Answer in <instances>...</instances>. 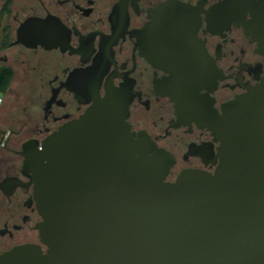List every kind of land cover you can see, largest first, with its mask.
<instances>
[{"label":"flooded vegetation","instance_id":"flooded-vegetation-1","mask_svg":"<svg viewBox=\"0 0 264 264\" xmlns=\"http://www.w3.org/2000/svg\"><path fill=\"white\" fill-rule=\"evenodd\" d=\"M8 1L0 65L14 76L0 106V254L24 244L46 251L23 145L112 93L129 105L130 131L174 157L170 182L184 170L216 172L232 101L264 107V0Z\"/></svg>","mask_w":264,"mask_h":264},{"label":"water","instance_id":"water-1","mask_svg":"<svg viewBox=\"0 0 264 264\" xmlns=\"http://www.w3.org/2000/svg\"><path fill=\"white\" fill-rule=\"evenodd\" d=\"M226 113L216 172L184 170L174 182V157L130 131L118 93L25 143L46 251L16 246L0 264H264V107L244 96Z\"/></svg>","mask_w":264,"mask_h":264},{"label":"trees","instance_id":"trees-1","mask_svg":"<svg viewBox=\"0 0 264 264\" xmlns=\"http://www.w3.org/2000/svg\"><path fill=\"white\" fill-rule=\"evenodd\" d=\"M11 0L8 1V5ZM7 5V6H8ZM14 76V71L11 67L0 65V92L7 93Z\"/></svg>","mask_w":264,"mask_h":264},{"label":"rangeland","instance_id":"rangeland-1","mask_svg":"<svg viewBox=\"0 0 264 264\" xmlns=\"http://www.w3.org/2000/svg\"><path fill=\"white\" fill-rule=\"evenodd\" d=\"M0 8H1V5H0ZM1 24L3 25L4 21H2ZM12 85H14V84H12ZM13 87H14V90L17 91V92H21L22 91V89L19 86L14 85ZM0 98H2L5 101L4 105L6 106V104H7L6 103V93L0 92ZM1 120L2 119H1V115H0V126H1ZM0 153H2L1 150H0Z\"/></svg>","mask_w":264,"mask_h":264},{"label":"built area","instance_id":"built-area-1","mask_svg":"<svg viewBox=\"0 0 264 264\" xmlns=\"http://www.w3.org/2000/svg\"><path fill=\"white\" fill-rule=\"evenodd\" d=\"M2 103H3V99L0 98V106L2 105ZM6 140H7V135L4 136L2 143L4 144L6 142Z\"/></svg>","mask_w":264,"mask_h":264},{"label":"crops","instance_id":"crops-1","mask_svg":"<svg viewBox=\"0 0 264 264\" xmlns=\"http://www.w3.org/2000/svg\"><path fill=\"white\" fill-rule=\"evenodd\" d=\"M10 96V91L8 90L6 93V98Z\"/></svg>","mask_w":264,"mask_h":264}]
</instances>
